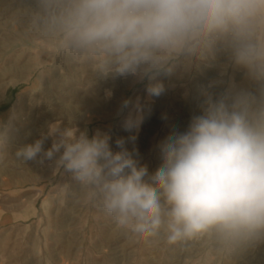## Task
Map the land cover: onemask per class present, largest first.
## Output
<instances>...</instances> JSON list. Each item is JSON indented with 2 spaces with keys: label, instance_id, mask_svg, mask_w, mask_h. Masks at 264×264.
<instances>
[{
  "label": "clouds",
  "instance_id": "9594fccd",
  "mask_svg": "<svg viewBox=\"0 0 264 264\" xmlns=\"http://www.w3.org/2000/svg\"><path fill=\"white\" fill-rule=\"evenodd\" d=\"M45 11L59 49L92 59L103 79L146 82L149 98L165 93L163 79L181 63L218 55L242 79L200 86L197 114L158 145L154 171L99 129L50 126L16 156L43 152L133 234L163 232L169 245L209 232L241 247L264 240V0H45ZM130 105L122 127L133 133L144 115L139 100L121 111Z\"/></svg>",
  "mask_w": 264,
  "mask_h": 264
},
{
  "label": "rangeland",
  "instance_id": "374dc122",
  "mask_svg": "<svg viewBox=\"0 0 264 264\" xmlns=\"http://www.w3.org/2000/svg\"><path fill=\"white\" fill-rule=\"evenodd\" d=\"M45 0H0V264H264V240L248 246L222 242L215 232L169 245L161 232L143 237L120 229L88 191L43 152L16 156L50 126L110 132L124 138L149 171L160 164L158 145L197 114L199 88L242 79L227 57L181 63L164 78L166 91L149 98L145 83L103 79L94 61L58 48L46 25ZM139 100L144 119L124 131L122 102ZM135 135L134 141L128 140ZM52 140L45 139L44 148Z\"/></svg>",
  "mask_w": 264,
  "mask_h": 264
}]
</instances>
